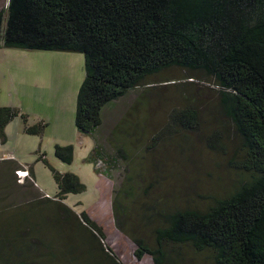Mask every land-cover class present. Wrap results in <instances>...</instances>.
<instances>
[{"label": "trees", "instance_id": "1", "mask_svg": "<svg viewBox=\"0 0 264 264\" xmlns=\"http://www.w3.org/2000/svg\"><path fill=\"white\" fill-rule=\"evenodd\" d=\"M0 49L82 54L85 79L76 99L75 126L94 141L104 126L105 110L142 90L108 142L115 150L109 163L116 165L118 159L127 163V182L113 202L122 232L130 213L122 199H134L135 204L138 190L148 194L154 186L143 187L148 170L134 164L141 151L152 155L156 147H145L151 125L147 118H138L140 106H148L152 88L169 80L171 71L185 73L190 85L213 84L218 98L215 110L231 125L238 141L229 164L242 178L226 197L215 199L205 210L157 212L163 225L155 228L156 247L137 237L135 257L141 261L151 256L154 264H185L182 250L190 247L197 254L208 253L209 264H264V0H8L0 10ZM189 103L172 111L166 132L170 125L187 131L199 127L201 111ZM16 118L24 121L28 135H41L48 126L41 122L30 127L28 116L19 109L0 106L2 145L8 142L6 129ZM54 153L63 164L72 165L73 146L56 145ZM96 153L107 156L99 145ZM146 155L138 158L144 162ZM44 156L40 159L48 166ZM0 165L4 166L0 172L12 174L2 193L26 189L18 183L17 173L24 171L18 160H1ZM49 168L58 189L52 199L65 202L69 195L86 192L77 175ZM27 173L25 183L37 187L34 168ZM155 206L142 210L146 225L152 217L144 213ZM81 219L95 234L88 250L96 264H121L106 248L103 229L86 212Z\"/></svg>", "mask_w": 264, "mask_h": 264}, {"label": "rangeland", "instance_id": "2", "mask_svg": "<svg viewBox=\"0 0 264 264\" xmlns=\"http://www.w3.org/2000/svg\"><path fill=\"white\" fill-rule=\"evenodd\" d=\"M7 2L0 0V10ZM167 75L169 80L156 82L148 106L144 109L140 106L138 117L141 120L147 118L151 125L145 147L152 144L156 147L152 148V155L141 151L134 157V164L146 165L148 170L143 187L152 183L154 186L148 194L138 190L140 197L135 204L134 199H122L126 206H130L131 217V221L129 218L123 220L125 231L122 232L116 225L113 202L117 191L127 182V163L122 159H118L116 165L109 163L115 150L108 142L112 129L137 104L142 90L132 92L105 110L104 126L96 135L95 148L101 146L107 156L94 152L91 162H84L91 149L89 141L85 139L87 147L84 148L73 145L76 159L72 169L87 190L80 195H69L66 202H59L52 199L57 186L49 165L58 172L69 169L55 157V137L68 138L66 142L69 143L77 139L74 123L76 99L85 79V58L80 53L0 49V106L19 109L29 116L30 126L39 124L42 119L52 123L50 128L45 127L47 137L43 141L38 136L23 133V129L9 137L5 145L0 143V161L16 159L26 170L34 167L37 186L51 198L43 196L35 185L25 183L28 176L25 172H18L17 178L26 189L14 188L10 195L2 193L1 189L9 183L12 174L0 172V200L9 196L0 202V264H96L95 257L88 250L94 233L82 222L83 212L103 229L106 248L121 264H154L151 256L141 261L135 257L137 247L134 241L138 237L156 247L155 228L163 225L157 212L186 207L205 210L215 199H222L233 190L242 178L229 164L238 149V141L231 125L215 110L218 98L214 85H190L191 80L180 71H171ZM182 76L185 81L178 80ZM189 100L201 111L199 127L187 131L170 125V131L166 132L171 124L172 111L187 108ZM51 107H61L62 112H47ZM39 112H44L40 115L42 119ZM19 120L21 118L11 122L10 129L7 127L11 133L20 124ZM154 137L157 139L155 143ZM145 147L140 148L145 150ZM42 154L48 166L40 159ZM141 155L147 156L144 162ZM140 156L142 158H138ZM3 167L0 165V170ZM154 205L152 212L144 213L152 217L150 224L146 225L148 221L142 217V210L147 211ZM119 214L122 216L121 212ZM26 242L29 245H25ZM182 253L185 254V264L210 263L208 253L197 254L190 247Z\"/></svg>", "mask_w": 264, "mask_h": 264}, {"label": "crops", "instance_id": "3", "mask_svg": "<svg viewBox=\"0 0 264 264\" xmlns=\"http://www.w3.org/2000/svg\"><path fill=\"white\" fill-rule=\"evenodd\" d=\"M53 105H55V103H53ZM4 106H6V105H4ZM60 109H61V107H59ZM58 107H51V108H47V109H49L47 112H51L52 114H60L61 112H62V110H60ZM29 114H31V112H28ZM44 113V112H43ZM42 113V114H43ZM41 114V112H39L38 113V115L40 116V115H42ZM29 117V116H28ZM41 117V119L43 118L42 116H40ZM22 120V119H21ZM19 120L20 121V124H18L17 125V127H15L14 128V130H13V132L11 133L10 132V127H8L7 129H6V133H7V136H8V139H9V137H12L14 134H15V132L17 131H19V132H21V131H23V129H24V132L23 133H26V127H25V124H24V121L22 120ZM43 120H44V122H46L47 123V125L49 126V128H50V125H52V123H50L49 121H47V120H45V119H42V120H40V122L39 123H41V121L43 122ZM13 122V121H12ZM43 122V123H44ZM75 123V122H74ZM11 124V123H10ZM9 124V125H10ZM8 125V126H9ZM30 126V125H29ZM33 126H35V125H32V126H30V127H33ZM12 127V126H11ZM58 128H60V125H58ZM46 129L44 130V132H43V134H41V135H34V136H38V137H40L41 139H42V141L43 140H45L46 139V137H47V134H46ZM57 131H58V129L55 131L56 133H57ZM76 134V137H77V139H76V141H73L72 143H69V142H66V140H68V138H65V137H55L56 138V142H57V144L56 145H62V146H69V145H79L80 146V148H84V147H87L86 146V143H85V141L87 140V141H89V149H90V153H89V155H88V157L87 158H85L84 160V162H91L90 161V158H91V155L92 154H94V152H96V148H95V141H94V139H93V137H91V136H84V135H81V134H79V132L76 130V132H75ZM27 134V133H26ZM22 135V133H20V136ZM28 135V134H27ZM31 136H33V135H31ZM86 139V140H85ZM17 157H18V155H17ZM45 157V156H44ZM57 159V158H56ZM76 159V158H75ZM75 159H74V161H73V163H72V165H70L69 166V169H68V171L67 170H65V169H61L60 171L62 172V173H67V172H70V173H73V174H75V175H77L79 178H80V176L77 174V173H75L74 171H73V169H72V167H73V165H74V163H75ZM2 160V159H1ZM57 161L59 162V163H62L61 161H59L58 159H57ZM63 164V163H62ZM31 167V166H30ZM34 168V167H33ZM24 171H21V172H25V173H27L28 171H29V169H27L26 170V167H24V169H23ZM99 171V170H98ZM34 172H35V170H34ZM60 172V173H61ZM102 175V174H101ZM35 177H36V172H35ZM81 179V178H80ZM81 181H82V179H81ZM36 185H38V182H37V178H36ZM57 186V185H56ZM38 187V186H37ZM39 188V187H38ZM41 191H43V190H41ZM44 192V191H43ZM57 192H58V189H57ZM45 193V192H44ZM57 194V193H56ZM45 195H46V197H49L46 193H45ZM50 198V197H49ZM66 202V201H65Z\"/></svg>", "mask_w": 264, "mask_h": 264}, {"label": "bare ground", "instance_id": "4", "mask_svg": "<svg viewBox=\"0 0 264 264\" xmlns=\"http://www.w3.org/2000/svg\"><path fill=\"white\" fill-rule=\"evenodd\" d=\"M24 174H22L21 176H23ZM25 176V175H24Z\"/></svg>", "mask_w": 264, "mask_h": 264}]
</instances>
